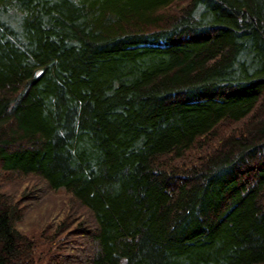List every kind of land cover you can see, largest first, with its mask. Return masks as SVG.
Masks as SVG:
<instances>
[{
    "label": "trees",
    "instance_id": "obj_1",
    "mask_svg": "<svg viewBox=\"0 0 264 264\" xmlns=\"http://www.w3.org/2000/svg\"><path fill=\"white\" fill-rule=\"evenodd\" d=\"M0 264H264V0H0Z\"/></svg>",
    "mask_w": 264,
    "mask_h": 264
}]
</instances>
